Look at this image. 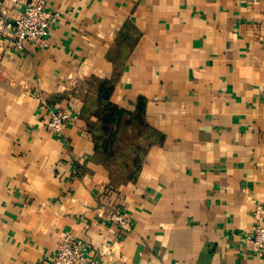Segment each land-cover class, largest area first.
<instances>
[{
    "label": "crops",
    "instance_id": "crops-1",
    "mask_svg": "<svg viewBox=\"0 0 264 264\" xmlns=\"http://www.w3.org/2000/svg\"><path fill=\"white\" fill-rule=\"evenodd\" d=\"M26 1L0 0V264H45L65 232L93 264H264L243 240L264 224V0H45V41L17 49ZM91 76L159 134L133 180L93 150Z\"/></svg>",
    "mask_w": 264,
    "mask_h": 264
},
{
    "label": "trees",
    "instance_id": "trees-1",
    "mask_svg": "<svg viewBox=\"0 0 264 264\" xmlns=\"http://www.w3.org/2000/svg\"><path fill=\"white\" fill-rule=\"evenodd\" d=\"M86 86L79 115L86 122L93 150L107 169L111 184L133 180L159 134L145 123L141 102L129 113L110 101L113 79L91 76Z\"/></svg>",
    "mask_w": 264,
    "mask_h": 264
},
{
    "label": "built area",
    "instance_id": "built-area-1",
    "mask_svg": "<svg viewBox=\"0 0 264 264\" xmlns=\"http://www.w3.org/2000/svg\"><path fill=\"white\" fill-rule=\"evenodd\" d=\"M56 18L57 13L47 9L45 0L26 1L22 11L14 19L15 47L22 49L24 42L34 45L43 44ZM38 99L39 107L46 110L42 121L43 127L54 136L62 135L71 120L68 111L48 107L45 99L40 97ZM108 220L116 224L120 231H127L132 226L129 212L124 208L115 209ZM243 240L250 245L253 254L264 259V224L261 221L260 211L256 212V223L244 234ZM45 264H93V262L87 258L83 243L69 232H65L56 251Z\"/></svg>",
    "mask_w": 264,
    "mask_h": 264
},
{
    "label": "rangeland",
    "instance_id": "rangeland-1",
    "mask_svg": "<svg viewBox=\"0 0 264 264\" xmlns=\"http://www.w3.org/2000/svg\"><path fill=\"white\" fill-rule=\"evenodd\" d=\"M46 103H47L48 107H50V105H49V103L47 101H46Z\"/></svg>",
    "mask_w": 264,
    "mask_h": 264
}]
</instances>
